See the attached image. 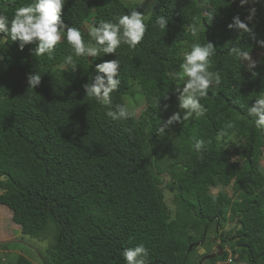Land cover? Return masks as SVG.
<instances>
[{
  "label": "trees",
  "instance_id": "1",
  "mask_svg": "<svg viewBox=\"0 0 264 264\" xmlns=\"http://www.w3.org/2000/svg\"><path fill=\"white\" fill-rule=\"evenodd\" d=\"M31 2L0 0V14L11 20L17 7ZM252 6L153 0L145 18L141 5L123 0H65L62 19L85 41L101 21L116 23L132 10L144 14L147 31L136 49L121 45L116 54L95 58L75 56L66 39L51 57H35V44L20 50L0 33V204L11 210L22 235L47 243L38 251L42 264H126L123 251L140 244L148 249V264H215L229 252L233 263L264 264V129L248 115L264 96V48L256 42L264 40L263 1L254 5L249 24L256 40L227 27L236 15L244 20ZM158 16L167 19L165 31L155 23ZM192 24L199 29L195 36ZM209 41L216 49L209 70L222 82L200 101L207 113L161 136L164 121L184 114L174 90L186 80L180 68L185 53ZM231 46L251 52L257 77L228 54ZM68 55L76 72L64 64ZM113 59L120 61V85L111 94V110L126 104L133 112L126 120L111 119L109 107L82 87L103 75L97 64ZM32 73L42 76L35 89L27 83ZM229 121L235 127L218 140ZM201 139L206 145L197 152ZM166 187L173 189L172 207ZM226 223H233L228 230ZM0 264L33 261L18 254L0 257Z\"/></svg>",
  "mask_w": 264,
  "mask_h": 264
},
{
  "label": "clouds",
  "instance_id": "2",
  "mask_svg": "<svg viewBox=\"0 0 264 264\" xmlns=\"http://www.w3.org/2000/svg\"><path fill=\"white\" fill-rule=\"evenodd\" d=\"M259 0H239L240 6L253 5L247 9L248 14L244 20L239 15L233 17L232 22L227 25L230 30L247 34L251 39L256 40V34L249 24L254 20L257 9L254 7ZM65 0H32L31 3L19 6L9 20V17L0 14V33L9 38L12 42H18L20 50L26 45L35 44L32 49V55L35 57L49 56L56 50L57 46L66 39L72 52L77 57L95 58L104 55L116 54L121 45H127L130 49L136 47L142 42L147 31L144 14L137 10H132L129 14L122 15L118 22L101 21L98 26H92L89 30L91 39L85 41L81 30L78 27L70 26L62 19L63 6ZM214 15L208 14L211 21ZM156 25L161 31L167 28V19L164 16H158ZM191 33L195 36L199 29L195 24L189 26ZM264 48V40L256 41ZM215 46L212 42L206 44L195 43L191 50L184 55L182 69V78L186 77L183 87H177L174 94L178 100V107L183 110L173 113L158 132L161 136L165 135L177 123L189 121L193 116L201 118L205 116L208 109L202 104L201 99L207 97L208 90L219 86L222 77L218 71H210L211 58L215 55ZM228 54L246 67L252 77H257L259 73L258 62L253 59L251 52L241 46H231ZM64 64L69 66L72 72L78 70V65L73 59V55L65 58ZM120 61L113 59L104 61L96 65L97 73L91 83H86L82 87L88 98L94 99L101 105L109 107L107 116L113 120H126L133 116L126 104H116L112 109L111 94L116 91L120 85L119 76ZM28 88H37L42 83V76L39 73H32L27 76ZM167 98V97H166ZM165 109L167 105L164 106ZM248 115L255 119V126L264 129V96H259L248 108ZM235 127L231 121L227 122L217 133V139H221L228 134V130ZM210 142V141H209ZM206 145L204 140H197L194 149L200 152ZM200 243V242H199ZM227 250V249H226ZM228 251V250H227ZM148 249L140 244L133 248H127L123 251V257L126 264H148ZM214 255V254H213ZM230 252L226 260H219L215 264H227L231 260Z\"/></svg>",
  "mask_w": 264,
  "mask_h": 264
},
{
  "label": "rangeland",
  "instance_id": "3",
  "mask_svg": "<svg viewBox=\"0 0 264 264\" xmlns=\"http://www.w3.org/2000/svg\"><path fill=\"white\" fill-rule=\"evenodd\" d=\"M125 4L128 6L133 5H141L145 10V18L148 17V15L151 12L153 0H123ZM263 4H264V0ZM142 104H138L135 106L134 110L137 113ZM164 181L167 183L169 182V178L167 176H164ZM218 188L213 189V191H217ZM228 192L231 191L230 187L225 188ZM165 192V200L167 204L172 207L171 198L173 194V189L169 190L167 187L164 188ZM264 194V191H263ZM12 212L9 208H7L5 205L0 204V243H3L5 241H9V246L6 249H2L0 247V257L1 258H7V259H15L18 254H25L27 257H29L33 264H42L40 261V255L39 252L40 249L43 251L44 247L46 246L45 241H38L34 239V237H29L27 235H22L19 232V227L16 225L12 219H11ZM233 223H226L225 224V230H228L232 227ZM219 228V227H218ZM220 230V229H218ZM207 235L213 237L214 234L211 232H208ZM219 242V239L214 240V245L212 246V252L216 253L217 243ZM228 250V248H226ZM199 253L204 252L203 247L197 248ZM41 251V252H42ZM230 251V250H228ZM227 264H241V263H233V261H228ZM244 264V263H242Z\"/></svg>",
  "mask_w": 264,
  "mask_h": 264
}]
</instances>
